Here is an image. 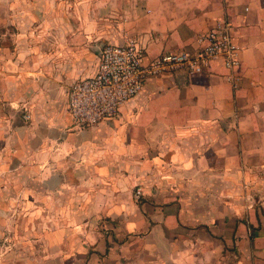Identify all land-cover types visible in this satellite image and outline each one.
<instances>
[{
  "label": "crops",
  "instance_id": "obj_1",
  "mask_svg": "<svg viewBox=\"0 0 264 264\" xmlns=\"http://www.w3.org/2000/svg\"><path fill=\"white\" fill-rule=\"evenodd\" d=\"M47 2L99 6L84 12L91 20L116 19L118 25L102 33L107 42L135 36L146 60L196 51L198 36L217 19L229 18L241 65L231 74L220 58L202 72L179 68L149 77L116 116L65 135L74 127L67 123V101L61 109L63 94L74 80L98 70L103 44L97 42L94 53L92 41L77 44L83 32L63 31L70 40L60 42L63 55L42 88L37 149L42 155L54 146L83 151L81 164L90 174L68 196L89 202L67 205L64 213L83 219L54 222L37 239L42 253L35 259L23 254L18 264H264V0ZM0 53L6 60L0 62V81L4 89L13 84L5 94L20 97L23 63L12 62L8 70L9 48L1 46ZM67 161L73 166L66 168L63 185L76 182L69 169L81 166ZM254 193L261 198L258 207L251 202ZM235 246L238 254L224 255Z\"/></svg>",
  "mask_w": 264,
  "mask_h": 264
},
{
  "label": "rangeland",
  "instance_id": "obj_2",
  "mask_svg": "<svg viewBox=\"0 0 264 264\" xmlns=\"http://www.w3.org/2000/svg\"><path fill=\"white\" fill-rule=\"evenodd\" d=\"M95 9L101 8L74 6L66 2L53 5L47 0H0V47L5 45L9 48L10 54L6 55L10 61L8 70L12 62L20 66L22 62L23 74L26 75L21 86L23 92H18L20 97L17 98H8L5 94L13 90V84H6L4 89L0 81V264H18L23 254L35 259L43 251L37 253V239L44 229H50L54 222L75 223L83 219L80 213L70 216L63 212L69 204L79 208L89 202V199H79L77 195L75 198L68 196L83 187L79 179L90 174L81 164L85 161L83 151L68 153L66 149L60 150L51 144L53 148L42 155L37 148L42 132L39 115L45 103L42 88L47 78L54 76L56 59L63 55V51L58 49L59 46L63 47L60 42L70 40L67 34L63 37L62 32H83V36L77 37L82 42L77 44L92 41V52L95 53L97 42L103 44L108 41L102 33L118 25L113 16L91 20L94 16L84 12L93 13ZM4 54L0 53L3 64L6 61ZM67 89L63 94L66 98H63L61 109H65L67 104L64 102H68ZM27 113H30V118H26ZM67 123L69 127H74L71 118ZM89 127L85 130H89ZM70 131L78 132L79 129H66L64 134ZM25 158L28 159L27 163L20 166ZM69 159L80 162L81 166L76 163L69 169L76 182L65 181L63 185L61 178L67 173ZM59 161H67L60 164L62 169L58 167ZM43 162L44 167L41 166ZM53 164H56L55 167ZM43 177L44 180L41 179ZM59 188L62 192L57 191ZM251 202L258 207L261 198L254 193ZM229 251L233 255L239 253L235 246L226 249L224 255Z\"/></svg>",
  "mask_w": 264,
  "mask_h": 264
},
{
  "label": "built area",
  "instance_id": "obj_3",
  "mask_svg": "<svg viewBox=\"0 0 264 264\" xmlns=\"http://www.w3.org/2000/svg\"><path fill=\"white\" fill-rule=\"evenodd\" d=\"M231 26L229 18L217 19L198 36L196 51L162 52L149 60L145 59V49L135 36H128L122 42L103 43L98 70L74 80L67 89L74 127L84 129L116 116L121 106L142 90L149 77L179 68L202 72L220 58L232 74L241 65V45L234 39ZM30 116L26 114V118ZM142 194L138 186L135 195L140 198Z\"/></svg>",
  "mask_w": 264,
  "mask_h": 264
}]
</instances>
